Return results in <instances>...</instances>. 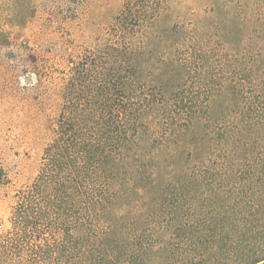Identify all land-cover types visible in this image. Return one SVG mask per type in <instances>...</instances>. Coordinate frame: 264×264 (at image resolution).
<instances>
[{"label": "rangeland", "instance_id": "374dc122", "mask_svg": "<svg viewBox=\"0 0 264 264\" xmlns=\"http://www.w3.org/2000/svg\"><path fill=\"white\" fill-rule=\"evenodd\" d=\"M80 118L141 135L81 194ZM57 145L72 202L27 227ZM0 264H264V0H0Z\"/></svg>", "mask_w": 264, "mask_h": 264}, {"label": "trees", "instance_id": "16d2710c", "mask_svg": "<svg viewBox=\"0 0 264 264\" xmlns=\"http://www.w3.org/2000/svg\"><path fill=\"white\" fill-rule=\"evenodd\" d=\"M80 74L77 75L78 82L82 83V79H86L84 77H79ZM85 82V81H84ZM86 89V86L84 87ZM72 89H67L66 97L69 99L68 92ZM82 109H80L81 113ZM87 124V120L80 118V194H81V186L86 181L87 183L94 185L96 180H104L108 183V186L111 184V181L115 180L117 174L113 171L115 167L120 164L125 163L127 160L126 155H128L134 147L135 143L139 141L141 135L136 138L124 139L119 150L120 154H112L108 152V150L101 151L100 154L92 147L89 143L85 134L82 133L84 130V126ZM139 128V127H138ZM134 130V133H137L139 129ZM87 130V128H85ZM63 134V131H62ZM140 133H138L139 135ZM132 139V140H131ZM121 140V139H120ZM69 144V143H68ZM75 145L74 141L68 146L67 150H71ZM63 150L59 145L51 146L46 150L47 154V164L46 170L42 172L41 175L37 178L35 184L32 187V192L29 196L24 198L23 203L19 207V211H17L16 215L20 220H23L27 227L35 224L38 220L48 222L50 219V215L54 212L58 211L61 214L58 205L56 206L59 195L64 193L66 195V200L72 202L73 195V184H71L72 188L68 185L70 182L64 183L61 181V172L59 171V166H62V162L60 160L61 154ZM137 163L140 164V168L142 170L143 164L151 163V161H140L137 160ZM60 175V177H59ZM101 195L96 201H91L88 203V207L80 204V206H84L83 211L87 213H93L97 210H108L109 201L107 191L99 192ZM82 196V195H81ZM80 196V199H81ZM31 213V216H29ZM48 213V215H47ZM23 215H26L23 217ZM22 216V217H20ZM26 229V228H25Z\"/></svg>", "mask_w": 264, "mask_h": 264}]
</instances>
